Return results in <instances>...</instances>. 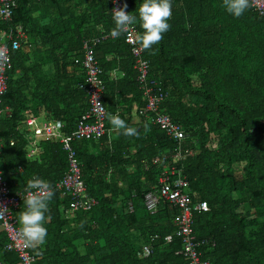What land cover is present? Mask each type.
I'll return each mask as SVG.
<instances>
[{"label": "trees", "instance_id": "1", "mask_svg": "<svg viewBox=\"0 0 264 264\" xmlns=\"http://www.w3.org/2000/svg\"><path fill=\"white\" fill-rule=\"evenodd\" d=\"M121 1L137 15L142 0ZM108 10L107 0H15L9 24L0 20L1 29L19 25L26 36L20 49L9 51L0 101V109H7L0 116V170L10 194L27 189L33 176L54 186L66 172V153L57 141L36 142L28 157L33 139L19 128L25 118L43 115L70 134L87 103L79 88L82 73L70 76L66 68L80 56L83 40L114 27ZM168 22L163 40L141 56L148 78L166 93L160 109L187 136L183 143L191 153L180 172L189 203L208 208L192 217L195 239L208 243L199 248L201 259L264 264V20L250 7L234 18L222 0H172ZM132 26L142 32L138 22ZM94 56L106 113L121 108L117 114L138 136L114 131L109 146L106 136L71 141L85 196L95 204L63 216L70 200L54 191L46 243L28 251L35 264H184L174 236L176 209L162 200L153 213L143 207L144 194L174 163L173 142L141 118L130 123V110L142 108L143 101L122 37L99 43ZM105 126H111L106 117ZM24 208L14 212L17 219ZM5 242L0 232V263L17 264L3 250Z\"/></svg>", "mask_w": 264, "mask_h": 264}, {"label": "built area", "instance_id": "2", "mask_svg": "<svg viewBox=\"0 0 264 264\" xmlns=\"http://www.w3.org/2000/svg\"><path fill=\"white\" fill-rule=\"evenodd\" d=\"M109 5V15L111 17L112 9L122 7L121 0H107ZM15 8V0H0V20L9 24L12 11ZM250 8L264 20V0H250ZM112 18V17H111ZM110 32H99L95 37H90L82 41L81 54L73 59L72 65L83 75L82 83L79 88L83 90L87 109L74 122L70 134L63 131V123L57 126L58 121L39 120L36 117H27L23 121V127L19 131H24L25 136H30L31 141L28 157L35 153V144L38 141H57L61 149L66 153V172L62 178L53 186L55 192L68 197L70 202L62 213L64 216L71 215L76 211L88 212L95 204L93 198L85 196V187L80 177V166L77 163L74 152L70 146L71 141L79 140H99L102 137L107 138L106 144L109 146V134L114 132L112 126H105V107L101 101L103 90V81L100 78L101 69L94 56V48L104 41L113 39ZM137 30L131 26V31L121 35L124 44L129 47L131 56V68L135 73V82L141 93L143 107L134 109L135 119L141 118L156 126L163 134L173 142V148L169 153L173 160V165L168 171L159 176L156 185L143 196V207L148 213H153L157 207L158 201L162 200L169 206L176 209V216L173 218L175 228L174 236L180 242L178 252L184 259V264H208L201 259L199 248L207 245L206 241H197L192 231L193 213L207 212L208 208L204 202L195 204L189 203L188 183L182 175L181 161L191 153L188 147H184V141L187 136L181 126L172 122L169 117L160 109V105L166 97L165 91L153 79L148 78V65L141 56L138 44L135 43ZM26 36L19 25L0 28V101L6 87V72L10 68L9 51L20 49L21 43L25 41ZM110 76L115 79V72L111 71ZM97 103L101 104L98 105ZM119 110H116L114 115ZM7 113V109H0V116ZM12 145V140L9 142ZM175 176L174 179H170ZM26 196V189L23 192L10 194L9 184L2 177L0 170V204L6 206L9 210L6 218L0 219V232L5 237L3 250L13 253L17 259V264H35L36 258L33 257L28 249L22 247L17 235L18 219L14 212L17 211ZM127 211H132L130 202L126 205ZM213 246L212 243L209 244ZM148 248L142 247L140 255L146 256ZM1 264V263H0Z\"/></svg>", "mask_w": 264, "mask_h": 264}, {"label": "clouds", "instance_id": "3", "mask_svg": "<svg viewBox=\"0 0 264 264\" xmlns=\"http://www.w3.org/2000/svg\"><path fill=\"white\" fill-rule=\"evenodd\" d=\"M222 6L228 14L239 18L249 9L250 0H222ZM126 9L127 4L112 9L114 27L110 30V36L118 39L121 35L129 33L131 26L138 22L142 32L136 34L135 43L138 44L140 51H151L171 28L168 21L172 17V0H142L139 9L136 10L137 15L126 12ZM151 54L154 55L155 52ZM112 71L117 75L115 70ZM97 104L102 107L101 104ZM104 115L115 131L128 137L138 136V129L129 126L118 114ZM57 126H60L59 121ZM144 127L145 131L150 130L148 125ZM54 195L53 186L44 179L33 176L27 182L26 196L23 200L25 208L18 213L17 235L23 248L36 249L46 243L48 230L44 225L49 219L46 213ZM8 212V208L0 204V219L6 218Z\"/></svg>", "mask_w": 264, "mask_h": 264}, {"label": "crops", "instance_id": "4", "mask_svg": "<svg viewBox=\"0 0 264 264\" xmlns=\"http://www.w3.org/2000/svg\"><path fill=\"white\" fill-rule=\"evenodd\" d=\"M66 71H67L68 75H70V76L71 75H75V74L79 75L78 71L75 68L71 67V66L67 67ZM109 76H110V74H109ZM80 80H81V77H80ZM134 107H135V105H133V107H132V109L130 110V113H129L130 123H132V124L137 122V119H135V115L133 114ZM117 109L119 110V112H121V110H120L121 108H117ZM37 118L39 120H44V116L43 115H40Z\"/></svg>", "mask_w": 264, "mask_h": 264}, {"label": "rangeland", "instance_id": "5", "mask_svg": "<svg viewBox=\"0 0 264 264\" xmlns=\"http://www.w3.org/2000/svg\"><path fill=\"white\" fill-rule=\"evenodd\" d=\"M238 171H239V170H237V172H236V173H238ZM237 175H239V174H237Z\"/></svg>", "mask_w": 264, "mask_h": 264}]
</instances>
